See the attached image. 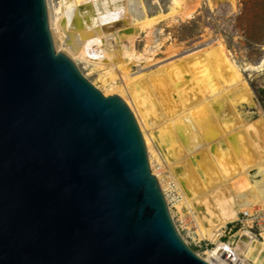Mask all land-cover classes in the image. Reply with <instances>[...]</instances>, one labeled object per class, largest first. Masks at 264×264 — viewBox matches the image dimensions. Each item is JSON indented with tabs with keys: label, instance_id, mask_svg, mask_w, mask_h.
I'll return each mask as SVG.
<instances>
[{
	"label": "water",
	"instance_id": "obj_1",
	"mask_svg": "<svg viewBox=\"0 0 264 264\" xmlns=\"http://www.w3.org/2000/svg\"><path fill=\"white\" fill-rule=\"evenodd\" d=\"M0 264H211L128 104L56 51L47 0H0Z\"/></svg>",
	"mask_w": 264,
	"mask_h": 264
},
{
	"label": "bare ground",
	"instance_id": "obj_2",
	"mask_svg": "<svg viewBox=\"0 0 264 264\" xmlns=\"http://www.w3.org/2000/svg\"><path fill=\"white\" fill-rule=\"evenodd\" d=\"M204 1L211 9L217 2ZM220 1L235 10L237 0ZM196 3L172 0L168 14L150 16L140 0H47L56 51L105 70L100 81L123 97L137 118L174 221L176 207L185 221L193 219L200 240L215 245L199 255L211 264H264V229L256 235L242 228L236 240H222L244 209L264 205V116L249 122L238 110L242 103L254 104L243 71L255 66L239 65L218 37L156 70H130L134 61L151 60L158 50L149 44L137 54L133 41L141 29L163 18H191Z\"/></svg>",
	"mask_w": 264,
	"mask_h": 264
},
{
	"label": "rangeland",
	"instance_id": "obj_3",
	"mask_svg": "<svg viewBox=\"0 0 264 264\" xmlns=\"http://www.w3.org/2000/svg\"><path fill=\"white\" fill-rule=\"evenodd\" d=\"M51 1L55 4L57 2V0ZM222 2L217 0L211 9L204 0H199V3L194 5L195 9L193 7V17H179L177 21L169 17L163 18L164 20L160 19L151 27L141 29L133 41L137 54L144 53L149 44L158 50L151 60L134 61L130 70L132 74L139 70L142 72L156 70L178 61L189 53L187 50L201 45L203 43L201 41L219 37L231 58L239 65L255 66V68L243 71L252 89L254 104L242 103L238 107L242 118L254 122L261 115L264 116V0H237L235 10L231 4ZM171 4L172 0H140V8L144 7L150 16H155L160 12L168 14L171 11ZM116 43L120 45L119 38L116 39ZM203 47L204 45L197 49L200 50ZM76 64L105 96L112 95L100 81L101 72L105 71L104 69L99 70L92 64L87 65L80 61ZM115 72L116 81L122 83L121 73L118 69H115ZM121 98L126 102L123 97ZM173 214L181 235L188 240V244L198 254L203 255L209 248L215 246L209 240L199 239L198 228L192 218L188 217L185 221L176 207H173ZM240 229L242 228H234L232 232L225 230L222 240L226 242L236 240L237 235L235 234ZM252 232L259 235L258 232Z\"/></svg>",
	"mask_w": 264,
	"mask_h": 264
},
{
	"label": "built area",
	"instance_id": "obj_4",
	"mask_svg": "<svg viewBox=\"0 0 264 264\" xmlns=\"http://www.w3.org/2000/svg\"><path fill=\"white\" fill-rule=\"evenodd\" d=\"M164 192V191H163ZM165 194V192H164ZM166 197V194H165ZM167 200V199H166ZM168 203V202H167ZM178 227V226H177ZM248 228L251 231L258 232L261 235L264 229V205L255 204L252 209H244L239 216V219L235 222L229 223L225 230L230 232L234 231V228ZM179 229V228H178ZM233 252L227 251L226 257L232 260ZM232 263V261H231Z\"/></svg>",
	"mask_w": 264,
	"mask_h": 264
}]
</instances>
